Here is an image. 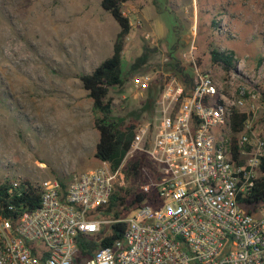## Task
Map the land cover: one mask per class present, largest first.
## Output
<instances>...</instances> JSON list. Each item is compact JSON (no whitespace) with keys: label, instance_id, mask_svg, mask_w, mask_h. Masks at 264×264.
I'll return each mask as SVG.
<instances>
[{"label":"built area","instance_id":"built-area-1","mask_svg":"<svg viewBox=\"0 0 264 264\" xmlns=\"http://www.w3.org/2000/svg\"><path fill=\"white\" fill-rule=\"evenodd\" d=\"M189 60L194 76L163 84L158 124L151 135L137 125L116 169L103 161L64 178L7 181L6 196L33 187L39 203L0 205V264H264V198L249 200L264 157V136L252 137L255 107L244 109L246 89L234 87V71L224 79L199 69L191 51ZM150 78L138 75L133 86ZM236 111L249 115L238 133ZM134 155L148 162L140 169L143 200L119 217L102 216L99 208L124 183L121 167ZM119 222V238L84 256L83 242H99Z\"/></svg>","mask_w":264,"mask_h":264},{"label":"rangeland","instance_id":"rangeland-1","mask_svg":"<svg viewBox=\"0 0 264 264\" xmlns=\"http://www.w3.org/2000/svg\"><path fill=\"white\" fill-rule=\"evenodd\" d=\"M122 7L132 31L121 56L123 83L109 91L113 119L147 125L151 135L161 85L194 76L191 51L199 69L224 79L234 71V87L246 89L244 109L255 107L252 137L264 136V0H125ZM118 29L101 0H0V183L64 178L99 164L80 76L112 53ZM213 48L234 52L229 71L211 61ZM168 51L184 76L163 62ZM141 74L150 81L134 87ZM144 180L142 171L135 189Z\"/></svg>","mask_w":264,"mask_h":264},{"label":"trees","instance_id":"trees-1","mask_svg":"<svg viewBox=\"0 0 264 264\" xmlns=\"http://www.w3.org/2000/svg\"><path fill=\"white\" fill-rule=\"evenodd\" d=\"M125 0H101V7L110 13L118 24V31L112 44V53L107 56L91 73L80 76L83 89L92 101V111L94 113L93 124L98 132V139L95 143L94 157L99 161H107L112 169H116L122 162L126 152L131 146L137 127L136 122L121 123L111 117L113 98L109 95L110 89L121 86L123 76L121 70V56L127 37L131 32V23L127 15L123 13V2ZM171 64V71L179 78L184 76L186 70L178 61V58L172 51L167 54ZM210 59L212 62L221 63L226 71H229L235 65L234 52L232 50H210ZM182 80V79H181ZM164 84V83H163ZM163 84L161 87H163ZM246 112L236 111L232 117V129L234 133L241 131L243 123L248 119ZM149 137V135H148ZM148 139L145 143L148 146ZM234 151L235 137H234ZM145 163L148 162L144 155L133 156L123 169L125 179L129 181L126 186H116L107 205L99 208L104 217H119L125 211L131 209L134 205L143 200L144 194L140 193L135 186L140 179L141 171ZM259 177L256 187L253 190L252 200L264 198V157L260 163ZM7 181L0 183V205L6 207L12 203L21 210L26 207H35L39 203V193L35 188L23 189L18 197H8L4 191ZM125 224L122 222L111 225V232L103 237L99 242L88 239L83 245L84 256H89L97 248L105 247L119 238L123 232ZM85 241L86 238H81ZM81 245V243H80ZM87 249V250H84Z\"/></svg>","mask_w":264,"mask_h":264},{"label":"crops","instance_id":"crops-1","mask_svg":"<svg viewBox=\"0 0 264 264\" xmlns=\"http://www.w3.org/2000/svg\"><path fill=\"white\" fill-rule=\"evenodd\" d=\"M131 23V22H130ZM131 26H132V23H131ZM131 31H132V29H131ZM114 41V40H113ZM112 44H113V42H112ZM101 164V162H99V164L97 165V166H99ZM87 170V169H86ZM84 171V170H83Z\"/></svg>","mask_w":264,"mask_h":264}]
</instances>
